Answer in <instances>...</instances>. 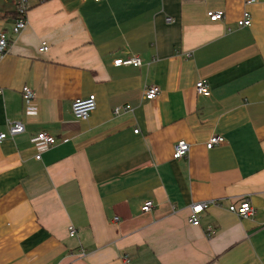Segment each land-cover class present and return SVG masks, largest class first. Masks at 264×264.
<instances>
[{"label": "crops", "instance_id": "crops-1", "mask_svg": "<svg viewBox=\"0 0 264 264\" xmlns=\"http://www.w3.org/2000/svg\"><path fill=\"white\" fill-rule=\"evenodd\" d=\"M30 3L15 34L16 3L0 0V132L26 129L0 142V264H264V0ZM130 56L142 65L114 63ZM90 94L96 109L76 118ZM40 131L56 143L36 148ZM212 135L225 141L208 148ZM179 140L191 147L175 159ZM245 200L252 216L228 209Z\"/></svg>", "mask_w": 264, "mask_h": 264}, {"label": "built area", "instance_id": "built-area-1", "mask_svg": "<svg viewBox=\"0 0 264 264\" xmlns=\"http://www.w3.org/2000/svg\"><path fill=\"white\" fill-rule=\"evenodd\" d=\"M16 3V18L13 26V32L15 34H19L22 30L26 28L28 25V13L31 8V0H14ZM39 2H43L46 0H38ZM98 1V0H97ZM255 0H245L247 5H250ZM209 18L213 21L220 20L223 18L224 13L223 11L219 10H209L207 12ZM240 26H247L252 24V13L246 9L243 12V17L238 21ZM9 48V39L7 37L6 30L0 31V56H2L5 52H7ZM48 45L45 41L42 42L40 47L41 51L48 50ZM116 65H135L141 66L143 61L139 56H130L127 58H118L114 62ZM195 89L197 94L209 96L211 95V89L204 79H199L196 82ZM161 89L158 85H151L146 86L143 91V97L147 100H154L160 94ZM23 99L26 106L27 112H34L36 110V106L34 105V101L36 99L35 91L30 88L29 86L25 85L22 88ZM97 102H96V95L90 94L87 97H80L76 98L72 103V112L76 118L85 120L87 119L90 114L96 109ZM126 108H131L129 105H126ZM116 111H119V108H116ZM8 131L7 132H0V142L6 139L8 136H13L19 133L24 132L25 125L21 121H9L8 124ZM135 132H139V129L136 128ZM56 137L46 131H40L35 134L31 142L36 146V148H48L56 143ZM225 141V138L221 135H212L209 140L207 141V147L212 148L215 145L221 144ZM190 143L186 140H179L176 142L174 146V153L173 158L180 159L188 155L190 151ZM37 158H41V153L36 155ZM210 202L207 201H199L194 202L191 205V215L189 221L193 225H199V214L203 212L208 206ZM152 208L151 202H147L143 206V210L149 211ZM228 209L237 214L241 218H247L254 214L255 209L252 204L245 200L240 202L239 204L232 203L229 205ZM213 228L209 226L208 233L211 234L213 232ZM68 234L70 236H74L76 234V228L73 225L68 226Z\"/></svg>", "mask_w": 264, "mask_h": 264}]
</instances>
